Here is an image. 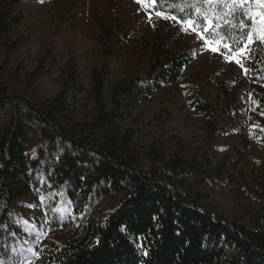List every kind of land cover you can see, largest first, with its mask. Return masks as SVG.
<instances>
[{
  "label": "trees",
  "instance_id": "16d2710c",
  "mask_svg": "<svg viewBox=\"0 0 264 264\" xmlns=\"http://www.w3.org/2000/svg\"><path fill=\"white\" fill-rule=\"evenodd\" d=\"M19 1L0 0V264H264V218L250 229L201 204L203 196L193 185L219 182L218 173L206 171L207 153L168 162L157 156L152 161L163 162L161 167L145 166L143 157L154 154L137 147L120 123L124 109L137 104V95L147 98L163 87L183 84L203 115L208 136L220 134L214 112L186 81L184 68L194 60V51H172L169 30L155 23L157 39L143 44L152 57L146 78L117 82L110 91L111 107L106 65L93 69L84 103L69 100L81 91L72 64L61 91L39 98L33 93L36 80L48 75L45 63L53 69L55 60L45 58L33 72L11 61L9 54L24 43L12 38V28L21 22L15 13ZM194 2L203 4L157 0L152 10L193 19L202 31L203 17L188 6ZM213 23L218 27L205 37H222L234 50L246 43L249 26L256 27L239 12ZM111 25L105 28L108 38L116 32ZM117 39L124 45L133 38L124 33ZM254 40L249 58L242 60L245 77L264 87V42L258 36ZM251 99L264 114V95L253 90ZM258 136L264 140V132ZM260 189L264 194V176ZM120 194L117 205L97 215L105 197ZM26 200H33L40 212L33 227ZM33 230L37 235L59 231L66 238L38 245L30 237Z\"/></svg>",
  "mask_w": 264,
  "mask_h": 264
},
{
  "label": "rangeland",
  "instance_id": "374dc122",
  "mask_svg": "<svg viewBox=\"0 0 264 264\" xmlns=\"http://www.w3.org/2000/svg\"><path fill=\"white\" fill-rule=\"evenodd\" d=\"M112 2L20 0L15 13L21 22L12 28V38L24 43L17 52L9 54L11 61L33 72L45 58L55 60L53 69H49V61L45 63L48 75L36 80L33 93L39 98H49L61 91L68 66L72 64L79 75L81 91L74 98L70 95L69 100L80 104L86 102L93 69L106 65L109 69L106 100L111 107L110 91L117 82L146 78L152 57L143 44H153L157 39L155 23L169 30L172 51H194V60L184 68L186 81L214 112L213 120L218 121L220 134L208 136L203 115L191 103L183 84L163 87L147 98L137 95V104L124 109L126 115L120 123L125 131L132 133L137 147L146 154H154L152 158L143 157L145 166L161 167L163 162L152 161L157 156L168 162L175 157L196 159L207 153L210 160L205 163L206 171L209 175L218 173L219 182L198 185L194 184V178L190 179L203 196L201 204L225 219H237L250 229L256 227L264 218V194L260 189L264 176V140L258 136L264 132V114L253 103L251 92L256 90L264 95V87L248 83L244 69L229 62L222 50L211 53L202 42L208 38L201 37L199 31L192 32L179 22L155 14L149 20L147 9L135 0ZM112 17L116 23L110 24L111 29L116 32L108 38L105 30L109 29L108 20ZM124 33L133 38L132 42L119 45L117 38ZM121 197V194L105 197L97 215L112 209ZM25 202L32 227L36 226L40 212L33 200ZM59 234L62 233L55 231L37 235L33 230L30 237L34 244L52 245V241L66 238Z\"/></svg>",
  "mask_w": 264,
  "mask_h": 264
},
{
  "label": "snow or ice",
  "instance_id": "6c2138e0",
  "mask_svg": "<svg viewBox=\"0 0 264 264\" xmlns=\"http://www.w3.org/2000/svg\"><path fill=\"white\" fill-rule=\"evenodd\" d=\"M138 5L151 6L147 10V18L152 19L153 14L158 18H163L165 20L171 19L174 23L179 22L186 29L197 32V25L193 19L180 20L175 15H167L162 11H156L153 13L152 8L157 3V0H135ZM204 5H207L204 8ZM247 5V7H245ZM258 8L259 11L253 9L252 6ZM189 7H192L195 13L203 17L205 27L202 31H199L198 34L201 37H204L206 32L213 30L218 25H214V20H226L228 17H235L237 12L241 13L244 17L252 21V25H258V27L249 26V30L246 33V43H243V46L237 47L235 50L233 46L228 43L223 42V38L216 40L203 39V43L207 45L211 53H221V50H224L229 62H234L239 65L241 69H244L245 73L247 68H245L242 60L249 58V45L255 43L254 36H258L261 42H264V0H203L201 6H197L194 2ZM218 8H222V11H217ZM203 9V11H202ZM240 27H245V20L241 19L239 21ZM235 27L234 24L231 25ZM145 255L147 253H144Z\"/></svg>",
  "mask_w": 264,
  "mask_h": 264
}]
</instances>
